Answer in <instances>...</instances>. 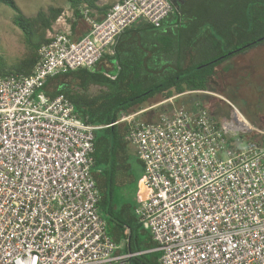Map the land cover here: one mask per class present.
<instances>
[{"label":"built area","instance_id":"1","mask_svg":"<svg viewBox=\"0 0 264 264\" xmlns=\"http://www.w3.org/2000/svg\"><path fill=\"white\" fill-rule=\"evenodd\" d=\"M168 0H119L101 20L84 12L81 39L50 35L30 76H0V264H130L100 213L95 132L64 96L49 98V79L94 72L118 39L139 24L161 28ZM238 127L209 108L177 109L157 122L123 116L125 141L143 163L135 209L159 264H264V147L244 140L255 129L233 106Z\"/></svg>","mask_w":264,"mask_h":264},{"label":"trees","instance_id":"2","mask_svg":"<svg viewBox=\"0 0 264 264\" xmlns=\"http://www.w3.org/2000/svg\"><path fill=\"white\" fill-rule=\"evenodd\" d=\"M0 1L11 6L13 22L22 31L28 47L27 55L12 68L0 66V76H30L41 46L50 42L48 32L64 10L51 8L49 13L27 20L13 0ZM100 1L67 0L73 10L69 21L73 40L83 38L91 30L85 11L90 16L92 10L109 9L100 8ZM168 1L174 13L164 20L161 28L141 24L128 29L118 39L114 53L105 54L94 72L60 74L49 79L44 88L49 98L66 97L81 119L101 127L95 132L94 159L104 181L100 185L96 173L95 179L105 205L113 199L120 154L129 145L125 137L130 125L121 122L122 117L188 92L210 91L215 87L226 95L223 86L236 77L237 69L233 71L224 64L264 44V0ZM102 61H107L109 67L102 66ZM63 78L75 79L78 87L56 88L55 83ZM181 104L189 105L185 100ZM163 107L159 110L164 111ZM195 107L196 104L191 110ZM242 136L247 142L264 147V135L253 132ZM130 264L142 263L135 257Z\"/></svg>","mask_w":264,"mask_h":264},{"label":"crops","instance_id":"3","mask_svg":"<svg viewBox=\"0 0 264 264\" xmlns=\"http://www.w3.org/2000/svg\"><path fill=\"white\" fill-rule=\"evenodd\" d=\"M106 0H101L98 3V6L102 9L108 8L105 4ZM110 8V7H109ZM108 11V10H107ZM106 11V12H107ZM106 12H99L97 10L90 11V16L96 20H100L104 17ZM93 14V15H92ZM71 20V19H70ZM60 22H64L65 30L63 32L72 33L71 31V23L65 22L61 19ZM139 24L138 26H140ZM136 26V27H138ZM55 27L53 25L52 29ZM51 34V33H50ZM102 66L109 67L107 61H102ZM224 67H230L231 70L237 73L236 77L230 79V81L224 84V91L231 87H236L238 85V81L243 78H248V96L245 98L244 96L241 99L245 100H264V44L250 49L249 51L241 54L240 56L232 59L231 61L224 64ZM108 76V74H105ZM233 81H237V84H232ZM79 83L75 80H67L63 78V80L56 82V88L67 86L69 88L78 87ZM94 90L95 88L92 87ZM212 91H214L212 93ZM242 89L237 90V94L242 95ZM235 97H227L224 93H220L216 89H211L210 91H201V92H188L180 96H175L169 99L167 102H163L157 105H153L148 107L145 110L132 114L128 117L135 116V119L140 120L142 122L153 123L157 122L163 110L160 111L159 108L166 104H172L174 100H235ZM191 108V107H190ZM196 108V107H195ZM165 110V109H164ZM191 110V109H190ZM192 111V110H191ZM195 111V110H194ZM248 119H246L255 129L264 131V117L260 115L259 117L247 115ZM129 124V121H121ZM130 125V124H129ZM126 151L121 152L120 154V165L119 169L115 175V183L118 181H123L128 176V170H130V165L127 163V158L130 153H134L135 157L138 159L136 155V151L133 146L126 145ZM142 166V172L144 174L143 163L138 159ZM124 169V171H123ZM97 174L98 180L100 178V185L104 181V176L101 177V169L94 168V175ZM96 178V176H95ZM127 180V179H126ZM97 183V180H96ZM142 183V182H141ZM98 186V185H97ZM142 188V185H141ZM99 189V188H98ZM143 190V188H142ZM100 192V190H99ZM144 193V190H143ZM143 193L138 201L131 204H119L117 205L114 201V197L110 200L108 205L103 203V199L101 200L99 209L101 216L107 223V231L112 240L117 245V256H129L136 255V258L140 260L142 264H159V260L161 257V252L158 249L156 242L153 240V237L148 229L142 226L135 215V209L140 205L143 197ZM101 195V193H100Z\"/></svg>","mask_w":264,"mask_h":264},{"label":"rangeland","instance_id":"4","mask_svg":"<svg viewBox=\"0 0 264 264\" xmlns=\"http://www.w3.org/2000/svg\"><path fill=\"white\" fill-rule=\"evenodd\" d=\"M19 8L22 16L27 20L35 18L40 13H49L51 8H62L64 10L62 16L54 24L55 27L48 32L47 37L56 33H62L65 30L64 22L72 20L73 10L67 3V0H13ZM119 0H106L105 4L111 7ZM14 11L10 5H5L0 1V66L6 69L12 68L20 60H22L28 53V47L25 43L22 31L13 22ZM51 33V34H50ZM237 75V74H236ZM248 78H243L238 81L236 87H231L227 90L226 96L235 100H185L189 105H182L183 100H174L172 104L164 105L162 114H172L173 111L181 108L193 109L197 103L207 106L211 112L212 117L230 126L238 127L239 117L236 111L231 107L233 105L244 118L248 119L247 115L264 117V100H243V96H248ZM237 84L233 81L232 84ZM212 89L215 90V87ZM243 90L242 95L237 94V90ZM214 91H212L213 93ZM215 93V92H214ZM191 107V108H190ZM137 121V119H136ZM140 121V120H138ZM253 125L254 122H250ZM127 163L130 165L128 170L127 180L118 181L113 186L112 196L117 205L119 204H134L138 201L143 193L141 182L144 174L142 172L141 163L135 157L134 153H130L127 158ZM124 171V169H123ZM110 194V193H109Z\"/></svg>","mask_w":264,"mask_h":264}]
</instances>
